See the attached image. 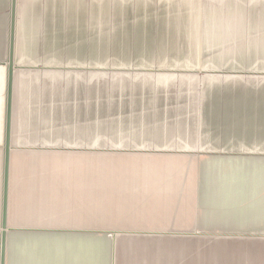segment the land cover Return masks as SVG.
Here are the masks:
<instances>
[{
    "label": "crops",
    "instance_id": "1",
    "mask_svg": "<svg viewBox=\"0 0 264 264\" xmlns=\"http://www.w3.org/2000/svg\"><path fill=\"white\" fill-rule=\"evenodd\" d=\"M259 3L246 9L260 14V33L252 40L259 37L264 63V4ZM9 15L10 0H1L0 238ZM35 16L27 18L25 31L22 24L16 27V17L13 61L16 48L24 63L52 61L51 55L60 53V29L55 34L51 29L61 19L55 14ZM17 70L14 66L5 264H152L136 260V250L156 248L141 240L176 237L194 229L236 232L242 223L264 234V90H173L165 98L167 105L154 109L162 112L136 127V166L115 164L114 173L78 178L76 169L62 166L55 154L14 149L33 142L15 130L46 128L51 119L46 104L54 103V90L32 89L37 87L33 76L45 70ZM20 76L28 83L18 90ZM190 155L197 161L185 173L184 158ZM120 238L139 240L128 248L134 260L118 252L115 240Z\"/></svg>",
    "mask_w": 264,
    "mask_h": 264
},
{
    "label": "rangeland",
    "instance_id": "2",
    "mask_svg": "<svg viewBox=\"0 0 264 264\" xmlns=\"http://www.w3.org/2000/svg\"><path fill=\"white\" fill-rule=\"evenodd\" d=\"M259 2L264 4V0H21L16 27L22 24L25 31L31 15L42 19L55 14L61 20L51 34L60 29L61 45L60 53L53 51L52 61L30 63L20 61L16 48V72L45 70L40 77L33 76L37 87L32 89L54 90V103L46 104L51 108L46 110L51 113L46 128L15 130L33 142L14 149L55 154L62 166L76 169L78 178L98 179L118 171L111 167L115 164L136 166V127L161 113L155 107L166 106L165 98L173 90H264L260 39L252 40L260 33V14L246 9ZM19 35L17 31V46ZM1 54L0 48V61ZM17 79L18 90L28 83L25 76ZM196 161L191 155L184 158L185 173ZM237 226L236 232L194 229L176 237L141 240L156 248L136 250V260L264 264V234L244 223ZM137 241L120 238L115 245L132 261L134 251L128 248Z\"/></svg>",
    "mask_w": 264,
    "mask_h": 264
},
{
    "label": "water",
    "instance_id": "3",
    "mask_svg": "<svg viewBox=\"0 0 264 264\" xmlns=\"http://www.w3.org/2000/svg\"><path fill=\"white\" fill-rule=\"evenodd\" d=\"M16 9L17 0H10V15H9V42H8V77H7V102H6V122H5V159H4V173H3V220L1 223V251H0V264H5V228L6 224L4 222V214L6 210V200H7V186H8V168L9 159L8 151L10 143L8 140L10 134V120H11V98H12V71L14 68L13 55H14V43H15V24H16Z\"/></svg>",
    "mask_w": 264,
    "mask_h": 264
},
{
    "label": "bare ground",
    "instance_id": "4",
    "mask_svg": "<svg viewBox=\"0 0 264 264\" xmlns=\"http://www.w3.org/2000/svg\"><path fill=\"white\" fill-rule=\"evenodd\" d=\"M0 251H1V239H0Z\"/></svg>",
    "mask_w": 264,
    "mask_h": 264
}]
</instances>
